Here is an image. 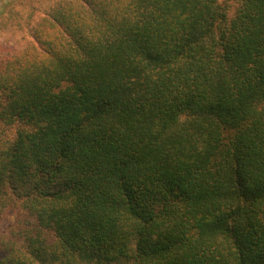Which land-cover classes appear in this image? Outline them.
Returning a JSON list of instances; mask_svg holds the SVG:
<instances>
[{
    "label": "trees",
    "instance_id": "trees-1",
    "mask_svg": "<svg viewBox=\"0 0 264 264\" xmlns=\"http://www.w3.org/2000/svg\"><path fill=\"white\" fill-rule=\"evenodd\" d=\"M0 59V264H264V0H55Z\"/></svg>",
    "mask_w": 264,
    "mask_h": 264
},
{
    "label": "rangeland",
    "instance_id": "rangeland-1",
    "mask_svg": "<svg viewBox=\"0 0 264 264\" xmlns=\"http://www.w3.org/2000/svg\"><path fill=\"white\" fill-rule=\"evenodd\" d=\"M55 0H0V59L31 40L29 24Z\"/></svg>",
    "mask_w": 264,
    "mask_h": 264
}]
</instances>
